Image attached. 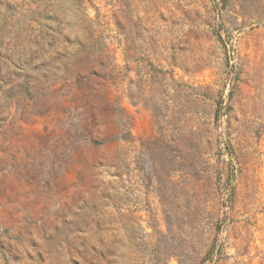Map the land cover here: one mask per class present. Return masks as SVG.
<instances>
[{
  "label": "rangeland",
  "instance_id": "rangeland-1",
  "mask_svg": "<svg viewBox=\"0 0 264 264\" xmlns=\"http://www.w3.org/2000/svg\"><path fill=\"white\" fill-rule=\"evenodd\" d=\"M0 264H264V0H0Z\"/></svg>",
  "mask_w": 264,
  "mask_h": 264
}]
</instances>
